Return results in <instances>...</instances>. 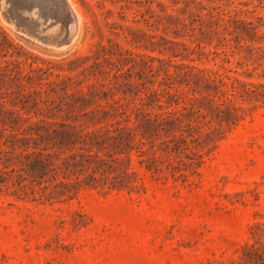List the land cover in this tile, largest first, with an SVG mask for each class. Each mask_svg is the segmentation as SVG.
Segmentation results:
<instances>
[{
    "label": "rangeland",
    "instance_id": "374dc122",
    "mask_svg": "<svg viewBox=\"0 0 264 264\" xmlns=\"http://www.w3.org/2000/svg\"><path fill=\"white\" fill-rule=\"evenodd\" d=\"M71 2L78 32L68 41V12L60 0H0L7 88L75 74L104 57L101 44L105 76L115 80L117 69L130 68L137 81L152 86L163 73L151 75V57L155 66L161 60L201 66L206 59L193 52L198 43L214 50L228 30L264 32V0ZM18 71L36 78H16ZM118 81L126 83L127 73ZM204 160L186 184L139 168L140 192L87 189L53 204L2 193L0 264H239L253 226L264 224V106L228 130Z\"/></svg>",
    "mask_w": 264,
    "mask_h": 264
},
{
    "label": "trees",
    "instance_id": "16d2710c",
    "mask_svg": "<svg viewBox=\"0 0 264 264\" xmlns=\"http://www.w3.org/2000/svg\"><path fill=\"white\" fill-rule=\"evenodd\" d=\"M249 31L228 30L214 50L198 43L193 52L211 65L155 66L151 57V75L163 73L152 86L130 68L117 69L115 80L105 76L102 44V59L75 74L38 76L37 85L7 88L1 68L0 195L53 204L87 189L140 192L139 168L155 179L190 183L226 132L264 106V32ZM20 74L14 76L36 78ZM253 227L239 264H264V224Z\"/></svg>",
    "mask_w": 264,
    "mask_h": 264
},
{
    "label": "bare ground",
    "instance_id": "6f19581e",
    "mask_svg": "<svg viewBox=\"0 0 264 264\" xmlns=\"http://www.w3.org/2000/svg\"><path fill=\"white\" fill-rule=\"evenodd\" d=\"M61 2L63 3L65 9L68 12V16H66V17H68V19L66 21H67L69 28L67 29L68 30V36L66 38L70 41L72 34H76L78 32V15H77V13H76L73 5H72L71 0H61ZM64 22H62L61 24H63ZM65 26L66 25H64V27ZM61 45L65 46L67 44L63 42V43H61Z\"/></svg>",
    "mask_w": 264,
    "mask_h": 264
},
{
    "label": "water",
    "instance_id": "95a60500",
    "mask_svg": "<svg viewBox=\"0 0 264 264\" xmlns=\"http://www.w3.org/2000/svg\"><path fill=\"white\" fill-rule=\"evenodd\" d=\"M61 1V0H60ZM69 41V40H68Z\"/></svg>",
    "mask_w": 264,
    "mask_h": 264
}]
</instances>
